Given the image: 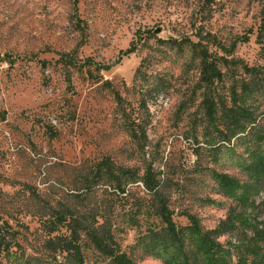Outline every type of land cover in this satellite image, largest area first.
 <instances>
[{
	"label": "rangeland",
	"instance_id": "obj_1",
	"mask_svg": "<svg viewBox=\"0 0 264 264\" xmlns=\"http://www.w3.org/2000/svg\"><path fill=\"white\" fill-rule=\"evenodd\" d=\"M200 36L234 60L210 84ZM3 54L24 57L0 62V264H120L95 237L133 264H264V190L220 183L264 169V0H0Z\"/></svg>",
	"mask_w": 264,
	"mask_h": 264
},
{
	"label": "trees",
	"instance_id": "obj_2",
	"mask_svg": "<svg viewBox=\"0 0 264 264\" xmlns=\"http://www.w3.org/2000/svg\"><path fill=\"white\" fill-rule=\"evenodd\" d=\"M78 0H74V3H77ZM202 4L204 6H210L214 0H201ZM203 41L205 40V37H199L197 39V41L195 42H191L192 47H194L196 50H198L200 59H201V79L202 81L206 82V83H213L215 80H220L221 79V72L218 68V63L220 61H223L224 63H231L234 60H228L227 57L225 56H213L212 54H210L208 52V50L206 49L205 45L203 44ZM218 47L224 51V53H226V55H230L231 52L233 51L234 47H235V43L233 42L232 44H230L228 47H224L220 44H218ZM136 47H135V43L132 41L129 45L128 48H126L125 50H121L119 52L118 58L110 64H101L99 62H95V61H91L90 64L94 65L96 70H104V71H108L110 70L113 66H115L116 64H118L120 62V60L122 59L123 56H127L131 53H133L135 51ZM24 56H16V57H12L8 54H3L0 55V62H6L8 64H14L17 60L23 58ZM244 72L245 73H249L251 72L252 68H249L248 66H243ZM258 178L256 179L255 184H249V185H245V186H241L239 185L236 181H234L232 178L226 176V175H221L220 176V183L225 187V188H231V189H242V195H241V200L243 203L246 204H252L254 202V197H256L260 191L264 190V169L262 171H260V173H258ZM142 184L144 185V187L146 188V190H148L151 194H153L160 202V206H159V210H158V214L163 218V220L168 224V225H172L171 222V215H170V211L168 206L166 205V202L163 198V196L161 195L160 192H158L157 189V184L158 181L154 176L153 170L151 168V166H147L145 168L144 174L142 176ZM122 192H124V190H122ZM56 218H59L61 220H65L66 215H57ZM241 221H247L246 218L241 217L240 218ZM49 227H51V231H53L55 228H53L52 224L53 222H49ZM2 241L5 239L4 235H1ZM68 239V240H66ZM65 242L57 247L58 249H60L62 252L63 251H67V252H73L74 255L76 256V258H79L80 255L76 249L75 246H73L74 244L69 240V238H65L64 240ZM4 242V241H3ZM7 242V241H5ZM12 242L9 241L7 245L11 244ZM94 243L96 245V248L100 251H102L103 253L113 256L120 264H133L130 260H128L127 258H125L123 255L118 254L113 252L112 248L108 247V245L106 244L105 241L100 240L98 238H94ZM207 255V259H208V264H215V260L211 254V251H207L206 252Z\"/></svg>",
	"mask_w": 264,
	"mask_h": 264
}]
</instances>
